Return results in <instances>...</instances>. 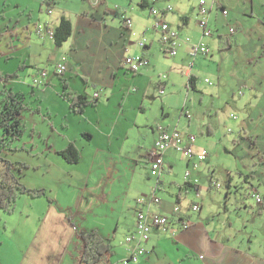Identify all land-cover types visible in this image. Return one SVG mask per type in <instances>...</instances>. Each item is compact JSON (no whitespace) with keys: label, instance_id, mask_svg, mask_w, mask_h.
Masks as SVG:
<instances>
[{"label":"crops","instance_id":"0c3cea01","mask_svg":"<svg viewBox=\"0 0 264 264\" xmlns=\"http://www.w3.org/2000/svg\"><path fill=\"white\" fill-rule=\"evenodd\" d=\"M56 1L41 2L42 6L46 4L48 14H52L51 18L45 21L46 26L56 29L60 19L65 17L71 21V35L58 45L55 39L34 31L36 34L17 45L16 51L6 50L9 45L4 47L0 44V82L6 84L9 79L16 77L14 91L25 92V85L35 86L34 76L40 70L48 69L47 76L40 77L45 83L41 85L44 87L40 91L41 100L62 107L63 109L55 107L58 113L62 110L64 115L73 113L71 122H66L67 125L60 134L61 143L56 149L60 151L73 144L79 150L80 156L76 163L67 161L64 156L59 158L65 161V164L58 167L61 176L67 177L69 185L64 198L55 197V191L52 189V201L44 199V202H41L30 195L26 196L30 212H40L42 209L43 214L36 223L27 218L17 231L16 219L6 227L7 236L10 237L6 239V235H0V264H76L80 248L76 238L77 229H97L103 236L111 239V250L98 264H123L122 260L130 255V248L138 244L145 247L146 252L137 262L128 264H264V248L260 252L253 249L251 244L243 246L244 243H237V240L244 241L238 237L240 228L234 226L233 212L228 215V203L233 199L231 193L227 194L226 191L225 202L219 209L213 204V193L222 189L212 186L213 174L209 185L207 181V184L202 182L205 169L194 171L195 174L192 171V175L199 179L198 196H202L204 200L200 201L199 211L193 210L194 201L190 203L186 199L190 194L188 189L194 187L185 186L183 191L184 186L180 187V182L176 183L179 190L175 203H170L167 196L160 198L158 191L163 187L162 183L167 178L175 182L174 177L168 173H176V167L180 164L177 152H185L182 149L169 148L164 155L163 168L160 174L155 176V185L153 182V193L160 198L158 203L151 204V196L149 199L141 198L144 203L139 199L135 207L130 205L127 210L122 211L121 207L109 201L114 193L112 186H131L130 169L126 167L130 158L124 156L127 148L131 149L129 144L141 143L144 138V144L150 141L151 145L146 152L150 166V150L157 137L163 130L177 128L162 124L155 127L153 122H150L151 102L157 97V86L163 94L166 87L174 84L173 79H176L178 84L187 86L188 91L190 87L197 89V78L189 69L195 57L210 56V44H222L224 38L226 48L232 47V36L238 30L231 24L230 13L225 5H220L216 0H206L208 11L204 15L200 12L199 1L198 9L196 8L200 15L198 23L205 16L213 32L212 35L205 36L200 23V32L189 23L187 4L181 0H174L175 9L170 3L172 0H103L101 10L100 6L94 8L96 13H90L88 9H74ZM114 2L118 4L112 5ZM168 4L173 7L172 10H166ZM139 6H149L150 11L152 7L158 8L160 13L152 14L154 20L146 19L138 10ZM224 8L227 14H224ZM2 13L5 14L0 0V14ZM220 14L226 18V23L221 21ZM159 17L168 21L179 32L175 55H170L164 49L163 34L156 27ZM127 18L131 19V25L127 24ZM257 25L261 27L263 24L258 22ZM230 26L235 28L233 32L230 31ZM246 35L245 31L237 35L240 44ZM143 36L146 38V44L142 46L140 41ZM195 37H199L197 42L193 40ZM157 41L161 43L165 56L174 57L171 71L162 73L167 68H161V59L155 56L154 50L159 47ZM199 41L208 45L209 52L194 57L191 47ZM130 54H142L150 62L142 70L133 72L123 64L124 57ZM64 55L67 56V68L59 75L54 69ZM188 56L192 58V62L187 67ZM178 73H185L186 80ZM7 75H10L9 79H6ZM206 82L212 81L206 78ZM64 92H70L72 95L83 94L86 96L85 100L96 101L88 103L82 111L76 112L70 108V100ZM46 96L49 98L46 99ZM189 117L191 119V116ZM141 147L145 150V147ZM138 152L136 151L135 155H127L142 157L143 153ZM194 157L195 160L192 161L191 158ZM189 158L186 171L191 169L192 165L196 168L206 159L199 160L197 153L194 156L189 155ZM195 194L197 195L196 190ZM220 201H223L222 196ZM93 205L97 207L94 212ZM143 205L145 209L150 206L151 211L171 216V227L168 230L153 227L146 240L133 238L135 240L128 241V237L135 233L138 211L145 210L142 209ZM155 206L163 211L156 210ZM175 206L180 207L178 212L174 210ZM226 225L229 228L225 227ZM234 230L237 232L231 237L230 233ZM119 236L126 237V241ZM5 244L7 249L3 250Z\"/></svg>","mask_w":264,"mask_h":264},{"label":"rangeland","instance_id":"374dc122","mask_svg":"<svg viewBox=\"0 0 264 264\" xmlns=\"http://www.w3.org/2000/svg\"><path fill=\"white\" fill-rule=\"evenodd\" d=\"M181 1L187 4L189 23L200 32L198 25L200 15L196 11L200 0ZM216 1L222 6L225 5L230 13L231 24L237 27V33L232 36V47L226 48L227 43L224 38L222 44H210V56L195 57L189 69L197 78V89L190 87L188 91L187 86L178 84L176 79H173L174 84L166 87L163 94L157 86L155 92L157 97L151 102L150 115L153 121L150 122H153L152 125L155 127L160 124L169 125L177 127L184 134L196 136L195 149L198 151L205 148L209 153L199 166L196 168L194 165L191 166L192 171L199 172L205 169L203 183L208 182L210 185L213 174L214 180L222 184L223 190L213 193L215 195L213 204L215 203L217 209L225 202L226 189H231L233 199L228 203V215L233 212L234 226L240 228L238 237L244 241L237 240V243H244L243 246L251 244L253 249L261 252L264 248V0ZM41 2L42 0H1L5 14H0V44L4 47L9 45L6 50L16 51L17 45L35 35L36 23L46 25L45 21L50 19L52 14H48L46 4L42 6ZM56 2L74 9H88L90 13H96L94 8L100 6L99 10H101L104 1L102 0L101 3V0H57ZM170 3L175 9V1L172 0ZM116 4L118 3L114 2L112 5ZM138 10L146 19L154 20L149 6H139ZM219 16L221 21L227 22L222 14ZM258 22L263 25L259 27ZM244 31L247 35L240 44L237 35L243 34ZM198 38L195 37L193 40L197 42ZM143 39L146 38L143 36ZM157 44L159 47L154 50L155 56L161 59L159 61L161 68H167L162 73L171 71L174 57L165 56L161 50V43ZM178 56L180 53L176 57ZM191 60L192 58L188 56L187 67ZM178 74L186 80L185 73ZM206 78L212 82L207 83ZM43 84L45 83L34 84L35 86L25 85V102L30 109L22 111L25 130L23 135L13 142V148L3 151L11 161L17 162L19 167L16 172L25 185L31 188L46 187L51 196L52 189L55 191V197L64 198L69 185L66 181L67 177L61 176L58 166L65 164V161L59 159L63 155L56 148L61 143L60 134L63 133L67 123L71 122L73 113L68 112L64 115V110L58 113L55 107L59 106L53 102L42 101L40 91L44 88L41 86ZM6 87L16 90V77L9 79L6 84L0 82L1 90ZM47 98L49 97L46 96ZM186 112L190 113L191 119ZM209 129H211L210 133ZM144 130L147 134V130ZM142 141L134 145L129 144L131 149L127 148L124 155L125 158H130L126 167L130 169L131 186H112L114 193L109 201L121 207L122 211L127 210L130 205L135 207L137 200L141 198L149 199L154 192L153 182L155 185L157 177L150 173L146 153L151 144L149 140L146 144ZM141 146L145 147V150ZM136 151L143 153V156L127 155H135ZM177 156L180 164L176 167V173H168L174 177L175 182L167 178L158 191L160 198L167 196L170 203L176 201V193L179 190L177 182H180V187L184 186L183 191L185 189L184 172L187 169L186 162L190 160L189 154L181 150L177 152ZM191 159L193 161L195 157ZM188 192L190 194L186 199L189 202L195 200L204 202L202 196L195 194L194 188H189ZM26 196L27 194H23L18 198L12 213L0 209V235L7 236L6 227L10 226L14 219H16V231L27 218L35 223L39 221V217L43 214L42 209L40 212H30ZM258 196L262 198V202L257 201ZM33 198L40 199L41 202H44V199L48 200L46 195ZM145 208L144 206L142 209ZM154 208L163 211L158 209V206ZM96 209L97 207L93 205L92 212ZM133 210L135 211V208ZM259 210L262 212L259 213ZM236 232L234 230L230 233L231 237ZM137 235L138 230L135 226V233L130 237ZM6 236V239L10 237ZM3 248L6 250L7 245L5 244Z\"/></svg>","mask_w":264,"mask_h":264},{"label":"trees","instance_id":"16d2710c","mask_svg":"<svg viewBox=\"0 0 264 264\" xmlns=\"http://www.w3.org/2000/svg\"><path fill=\"white\" fill-rule=\"evenodd\" d=\"M38 24L39 23H37L36 26ZM71 33H72L71 21L65 17H62L60 19L59 25L55 29V36L53 39H55L56 44L61 45L64 41L68 39ZM55 73L57 72L55 71ZM191 77L192 76L189 77L190 80ZM9 78L10 75H7L6 79ZM65 87L66 84H64V91H65ZM0 91H1L0 92L1 95L0 96V209L4 210L7 213H12L18 198L23 194H27L32 197L46 195L49 201H52V198L50 196V192L46 188H31L25 185L21 181V176L18 175L16 172V169L19 167L17 162L11 161L7 157V155L6 156L4 155L3 150L7 148H13L12 147L13 142L16 141L17 138L23 135L25 130V124H24L25 122L22 119V111L24 109H28V110L30 109L28 103L25 102L26 96L24 92L14 91L13 89H7V90L0 89ZM64 94L70 100V108L76 112L82 111L83 107L88 103L90 102L94 103L96 101L94 99H91L90 102L85 100L86 96L83 94L72 95L70 92L67 93L64 92ZM172 130H168V131H172ZM191 135L194 134L184 135L183 144L184 143L191 144L194 146V143L196 141V136L194 135L195 139L191 143L190 142ZM169 148H177V147L170 146L167 148V150ZM166 151L164 152V155L166 154ZM199 151L195 149V153H193L191 156L196 155V153L198 154ZM59 152L67 159V161L71 163H76L79 160V156H80L79 150L73 144H69L67 147L61 149ZM206 153L208 154L207 150ZM184 178H185L184 185L194 187V189L197 191V196L200 195L199 179L192 175V170L190 168L185 172ZM213 180H214V175L212 176V181ZM212 186H214L215 188L222 187L221 183L215 180L214 182H212ZM226 191L228 194V192L230 193L231 189H227ZM258 197H257V201L262 202V198L259 197L260 200H258ZM178 200H180V198H178ZM195 204H199L201 209L200 201L198 202L194 201L192 208L194 207ZM195 211H199V210H195ZM261 212L262 211L259 210V213ZM76 238L80 246V248L79 246L78 247L75 246L79 248L77 252L78 261L76 264H98L101 262V260H103L104 258L103 256L107 254L112 248L111 239L109 237L103 236L101 233L97 231V229H90V230L77 229Z\"/></svg>","mask_w":264,"mask_h":264},{"label":"built area","instance_id":"2783aa9c","mask_svg":"<svg viewBox=\"0 0 264 264\" xmlns=\"http://www.w3.org/2000/svg\"><path fill=\"white\" fill-rule=\"evenodd\" d=\"M155 1V0H153ZM206 0H200V12L204 15H206L208 9L206 7ZM173 7L168 4L166 6V10H172ZM51 11V10H49ZM224 14H227V10L223 9ZM151 13L153 15H159L160 11L158 8L152 7ZM126 22L128 25H131V19L127 18ZM200 26L203 29V35L210 36L212 35V28L208 25V18H205V16L199 21ZM156 27L159 28V30L162 32V42L163 46L166 52H168L170 55L177 54V41L176 39L179 36V32L177 29L173 28L171 24L163 19L162 17H159L156 20ZM235 30L234 27L230 26V31L233 32ZM36 32L40 35H47L51 38H54L55 36V29L46 26L43 24H38L36 26ZM189 40V39H188ZM140 44L143 46L146 44V39H143L140 41ZM209 52L208 45L204 41H199L197 44H193L191 47V54L192 56H197L198 54H207ZM67 56H62L60 61L57 62L55 65V71L59 74L63 73L67 66ZM150 60L142 55V54H130L124 57L123 64L128 69H130L133 72H138L142 70L145 66L149 64ZM1 74V72H0ZM48 74V69H42L40 70L33 79L34 84L42 83L44 80L40 79V77H46ZM1 77V75H0ZM97 96V93L95 94ZM187 115L190 116L189 112H187ZM184 133H182L178 129H173L172 131L163 130L160 135L157 137L155 141V145L153 149L150 151V170L151 174L153 176H158L163 168L164 165V152L167 150L170 146H175L178 149H182L185 151V153L189 154L190 156L195 153V148L191 144H183V137ZM195 139L194 135L190 136V142ZM206 150L201 149L198 152L199 159L204 160L206 158ZM258 200L260 198L258 197ZM142 201V199L140 200ZM160 201V198L155 194L152 193L151 195V201L150 203H158ZM144 203V201H142ZM194 210H200V205L195 204L193 207ZM175 211H179V207L175 206ZM187 223V222H183ZM136 227L138 230V235L133 237H128V241H133L136 239L139 240H146L149 236V232L152 227H161L164 230H168L171 227V219L169 215L159 213L156 211H151L150 206L148 209L145 210H139L137 213L136 218ZM130 255L127 258H124L122 260L123 264H128L131 260L137 262L140 257H142L146 249L145 247L141 245H135L130 248Z\"/></svg>","mask_w":264,"mask_h":264}]
</instances>
